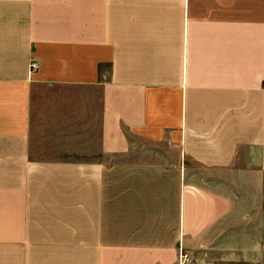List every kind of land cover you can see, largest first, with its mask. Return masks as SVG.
<instances>
[{
    "label": "crops",
    "instance_id": "crops-1",
    "mask_svg": "<svg viewBox=\"0 0 264 264\" xmlns=\"http://www.w3.org/2000/svg\"><path fill=\"white\" fill-rule=\"evenodd\" d=\"M262 251L264 0H0V264Z\"/></svg>",
    "mask_w": 264,
    "mask_h": 264
},
{
    "label": "built area",
    "instance_id": "built-area-1",
    "mask_svg": "<svg viewBox=\"0 0 264 264\" xmlns=\"http://www.w3.org/2000/svg\"><path fill=\"white\" fill-rule=\"evenodd\" d=\"M37 68H38V63H37V61H35L34 59H32L31 62H30V71H31V72H34V71L37 70ZM186 258H187V254H186V253L181 254L180 257H179V259H180L181 261H185Z\"/></svg>",
    "mask_w": 264,
    "mask_h": 264
},
{
    "label": "rangeland",
    "instance_id": "rangeland-1",
    "mask_svg": "<svg viewBox=\"0 0 264 264\" xmlns=\"http://www.w3.org/2000/svg\"><path fill=\"white\" fill-rule=\"evenodd\" d=\"M262 253H263V259H264V251H262Z\"/></svg>",
    "mask_w": 264,
    "mask_h": 264
}]
</instances>
